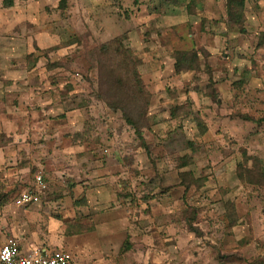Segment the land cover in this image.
Segmentation results:
<instances>
[{"label": "rangeland", "instance_id": "obj_1", "mask_svg": "<svg viewBox=\"0 0 264 264\" xmlns=\"http://www.w3.org/2000/svg\"><path fill=\"white\" fill-rule=\"evenodd\" d=\"M3 1L8 0H0V230L12 218L1 205L20 210L14 200L36 172H43L48 186L43 203L51 189H66L62 176L78 181L87 175V152L76 148L86 146L92 158L104 157L98 161L112 168L136 201L107 205L123 204L122 231L105 233L103 215L96 227L90 222L93 231L80 233L76 253L54 251L69 253L72 264L264 263V176L258 170L264 165V47L257 48L264 0H246L243 33L220 19L221 0H201L194 16L159 7V0H148L139 15L128 8L132 0H122L120 10L111 6L121 13L117 18L100 7L103 0H66L60 8V0H13L10 8ZM123 33L125 46L142 60L139 72L151 95V130L141 132L142 141L102 101L111 91L98 94L101 76L92 51ZM192 48L209 54L200 55V72L176 74L174 53ZM210 90L214 100L205 96ZM123 97L125 112L141 126L138 107ZM187 104L196 115L181 124L171 119L174 105ZM196 116L205 127L202 135ZM192 141L197 150L188 145ZM187 154L192 163L182 171L193 173L197 183L188 175L185 194L173 162ZM54 178L58 183L50 185ZM151 180L157 188L151 189ZM146 196L154 198L144 202ZM226 203H233L241 221L236 227L225 218ZM189 209L197 214L202 237L184 230ZM127 239L131 248L120 252Z\"/></svg>", "mask_w": 264, "mask_h": 264}, {"label": "trees", "instance_id": "obj_2", "mask_svg": "<svg viewBox=\"0 0 264 264\" xmlns=\"http://www.w3.org/2000/svg\"><path fill=\"white\" fill-rule=\"evenodd\" d=\"M66 0H60V4L63 5ZM201 0H161L160 6L168 9L170 8H178V9H184L186 13L190 16H194L196 13H198L201 10ZM223 3V15L220 18L223 23L227 27H234L238 29L239 33H243V24L246 21V15H245V2L246 0H221ZM13 0L3 1L4 7H12ZM124 14L125 17L128 18L127 12L125 11ZM205 23L204 19L200 20L201 26ZM127 40V35L125 33L118 35L116 37L111 38L108 41H105L103 43L98 44L92 51V54L95 59L98 60V70H99V77L101 84L99 86V93L100 91L104 90L105 88L107 91H111V97L110 98H101L102 101L107 105L109 110H111L112 113L117 114L118 112L121 113L122 120L124 121L125 125L131 129L138 139L143 140V135H141V132L144 130H151V124L148 123V120L150 121V117L147 115V110L150 107V99L151 95L147 91V86L144 83L142 79V75L139 72V67L142 64V60L137 57L134 52L125 46V42ZM74 41H71L69 44H73ZM264 47V34H261V37L259 39V43L257 45L258 49H262ZM200 55H202L203 59H207L208 55L205 49L197 50L196 48H192L188 51H176L174 53V71L176 74L180 73H197L201 70V64H200ZM102 70V75L101 74ZM205 70H208V66H205ZM116 91H122L120 94L116 93ZM210 94L206 93L205 96L210 97L211 99H215L216 97L213 96L212 90L209 91ZM121 96V97H120ZM128 99L130 103L138 107V110L136 109V118L141 119V126L137 125L134 121V118L130 117L124 110V105L126 106V102L124 97ZM175 98V97H174ZM114 100L118 101L120 103V106L113 105ZM196 115V113L193 112L192 107L187 105H174L170 109V117L173 120L178 121L180 124L183 123V121L187 120L189 116ZM195 121L197 123V127L199 129L203 130V132L200 134L202 135L205 131V127L202 126V123L200 119L196 116ZM201 130V131H202ZM141 140V141H142ZM193 150H197V148H194L195 146L198 147L196 141H192L188 144ZM145 151L150 157L151 150L146 147ZM192 160L190 155H185L181 158L176 159L173 162V168L176 169L178 172V179H179V186L184 189L185 194L187 193V190L190 189V184L186 183L185 180L187 176L192 179V181L196 182V179L194 178L193 173H185V171H182L183 169L187 168V166L191 165ZM264 166V165H263ZM260 166L258 167L255 165V167L262 173L264 176V167ZM263 167V168H262ZM250 171V170H249ZM257 174L254 173V178H256ZM118 178H121V176H118ZM239 178L241 179L242 177ZM206 181L202 185L205 184ZM244 182V181H243ZM151 189L157 188L156 184H154V181L151 180L150 182ZM245 183V182H244ZM121 188L119 189L118 193L116 194V200L118 202H124L126 199H129L130 204L136 201V199L133 197L132 193L128 191L127 187L125 186V183L120 182ZM257 183H246L245 186L252 185ZM196 185V184H195ZM201 185V186H202ZM259 185V184H258ZM262 185V184H260ZM264 186V185H262ZM154 196V194L152 195ZM143 197L142 199L144 202H148L150 199L154 197ZM191 210L192 213L185 217V220L183 221L185 231L187 233H192L196 237H202L203 233L200 228H198L195 225L196 220V212L193 209ZM149 212L148 209L146 211ZM185 215V213H184ZM225 218L228 222V225L230 228L236 227L240 224L241 221L235 216V210L233 203H226L225 204V212H224ZM72 224L68 225V227L71 228ZM76 228L74 232L76 231L77 234L83 233V232H89L93 231L94 226L92 223L84 224L82 223L80 225H75ZM72 230V228H71ZM69 230V231H71ZM132 244L127 239L123 247L120 249V252H124L125 250L130 249ZM111 262L115 260L114 257H110ZM263 260L260 259V261H254L249 264H264L262 262Z\"/></svg>", "mask_w": 264, "mask_h": 264}, {"label": "crops", "instance_id": "obj_3", "mask_svg": "<svg viewBox=\"0 0 264 264\" xmlns=\"http://www.w3.org/2000/svg\"><path fill=\"white\" fill-rule=\"evenodd\" d=\"M147 1L148 0H132V4L128 8L135 11L139 10V15L144 14L142 9L147 8V6H145ZM122 2V0H103V4L100 7L107 8L108 10L106 12H109L112 17L117 18L121 16V13L119 11H113L111 6H115L120 10ZM159 2L161 4V0H159ZM159 7L161 6L159 5ZM168 9H170V7ZM140 11H142V13H140ZM167 12L169 11L167 10ZM146 15L148 16L149 13L147 12ZM108 17L109 15H107V18ZM42 103L43 101L39 106H42ZM49 116L51 115H48V117ZM76 148L79 150L81 149V152H87V155H84L82 161L85 162L88 167L87 175L82 178L79 175L78 181L69 179L70 176H62L60 183L67 184V186L63 188H66L69 193H66V189L63 190L62 194L51 189L44 203L41 201L38 205L21 208L20 210L2 204L1 212L3 215H5L4 212H7L8 216L9 213H11L12 218L11 220L6 218V226L1 227V246L5 243L7 238L12 236L19 240L21 252L28 251L29 249H39L42 252L50 253L57 249H66L76 253V243L80 234H77L76 231L74 232L76 228L75 225L81 226L82 223L88 224L92 221L96 227L97 223H100V217L102 218L104 215L102 218V225L104 226L103 231L105 233L113 230L117 231L118 228L119 231L124 229L123 215L120 213L123 210V204L116 203L114 206L110 205V209H108L109 206H107L117 201L116 194L121 188V185L117 183V176H113L111 172L112 168L98 161L100 158H104L100 155V150L98 151L100 157L92 158L91 148H87V151H85L86 149L83 150L86 146H77ZM49 159H51V157ZM68 160L72 163L73 158L68 155ZM106 162L110 164L111 161L110 159L108 161L106 158ZM57 180V178L51 180L50 185L57 184ZM21 192L22 190L20 193ZM114 211H116L115 215L113 213ZM8 224L10 227H8ZM69 224H72L71 231L68 229ZM42 226L45 228V232L41 229ZM8 232L11 236H8ZM105 256L106 258L104 257L103 259L108 258V253H106Z\"/></svg>", "mask_w": 264, "mask_h": 264}, {"label": "built area", "instance_id": "obj_4", "mask_svg": "<svg viewBox=\"0 0 264 264\" xmlns=\"http://www.w3.org/2000/svg\"><path fill=\"white\" fill-rule=\"evenodd\" d=\"M47 188L43 172H36L33 182L16 197L14 205L21 209L40 204ZM72 262L73 257L66 252L47 253L39 249L21 252L19 240L14 237L8 238L0 247V264H72Z\"/></svg>", "mask_w": 264, "mask_h": 264}]
</instances>
